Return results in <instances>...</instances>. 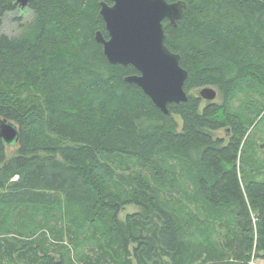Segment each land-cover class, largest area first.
Returning a JSON list of instances; mask_svg holds the SVG:
<instances>
[{
  "label": "trees",
  "instance_id": "16d2710c",
  "mask_svg": "<svg viewBox=\"0 0 264 264\" xmlns=\"http://www.w3.org/2000/svg\"><path fill=\"white\" fill-rule=\"evenodd\" d=\"M102 1L112 4L29 0L33 19L11 37L1 28L19 2L0 0V119L19 130L12 157L0 138V264L264 259V181L255 159L241 157L264 111V0H167L187 3L177 26L165 21L164 29L189 73L188 100L169 104V114L125 82L138 74L133 66L110 64L96 42L98 31L108 39ZM205 87L216 88L222 103L202 110V98L189 92ZM257 93L246 113L232 110L239 95ZM172 162L192 193L176 189ZM130 205L140 212L121 221ZM192 208L205 210L212 236H188ZM55 221L61 228L52 234L67 227L77 260L56 244L26 239L28 229Z\"/></svg>",
  "mask_w": 264,
  "mask_h": 264
},
{
  "label": "water",
  "instance_id": "95a60500",
  "mask_svg": "<svg viewBox=\"0 0 264 264\" xmlns=\"http://www.w3.org/2000/svg\"><path fill=\"white\" fill-rule=\"evenodd\" d=\"M109 1L112 4L100 3V16L108 39L98 31L96 42L103 46L110 64L133 66L138 74L126 76L125 82L140 87L156 108L169 114V104L188 100L184 86L189 73L181 66V55L166 46L164 22L168 21L176 27L187 3H169L167 0ZM22 2L25 5L29 0ZM217 94L212 87H205L200 92L201 98L208 101L215 100ZM0 138L7 146L17 144L18 127L11 121L0 119Z\"/></svg>",
  "mask_w": 264,
  "mask_h": 264
},
{
  "label": "rangeland",
  "instance_id": "374dc122",
  "mask_svg": "<svg viewBox=\"0 0 264 264\" xmlns=\"http://www.w3.org/2000/svg\"><path fill=\"white\" fill-rule=\"evenodd\" d=\"M23 0H20V2L18 3L19 8L12 13L11 15L7 16L4 18L3 20V25L1 28V33L6 34L8 36L14 37L17 36L21 33V27L20 24L25 23V22H29L30 20L33 19V13L30 10L29 7V3L23 5ZM203 88H199V89H192L189 94L193 95V96H197V97H201L200 92ZM215 90H217L216 88H214ZM218 92V90H217ZM248 100L250 101H254V102H258V93L257 95L255 94H251L250 96H244L243 94L239 95L233 104L232 110L235 112H239L240 114L246 113L244 112L246 110V104L248 103ZM208 103H222L221 100V96L220 93L218 92L217 97L215 100L213 101H208L204 98H202V105L201 108L203 110V108L208 104ZM264 103H259L258 105H262ZM256 108V107H254ZM257 109V108H256ZM256 111V110H255ZM177 119V121L180 123L181 126V121L179 119V117H175ZM253 119V118H252ZM255 127L252 126L249 128L248 133H247V138L245 140V144L243 147V152H242V163H245L246 161L250 160L251 158H253V163H254V159H255V166L254 169V173L256 174V179L259 181H264V147L262 148V145L264 144V111L263 114L261 115V117L255 122ZM220 135L222 136V138L225 137V132L221 131ZM18 149V144L15 145H10L7 147V156L8 157H12L16 154ZM240 165V163H239ZM243 165V164H242ZM244 166V169H246V166ZM169 168L171 172H174L177 174V184L175 185L176 189H180L181 192H193V186L191 183H187L185 179H183L182 177V169L179 166L178 163L172 162L171 165H169ZM188 184V186H187ZM178 192V191H177ZM173 196H176V192L173 191L172 192ZM179 198V193L176 196V199ZM175 208L177 211H180V206L178 205V203L175 201ZM193 214H189L187 213V217L185 219V224H187L189 226L187 233L188 236L190 235V233H194L195 236L197 235H201L202 239H204L205 237H207L206 235L210 236L211 235V226H209V223H206V221L208 220H204L203 216L205 215V210L202 209L201 212H197L195 208H192ZM66 212V208L63 210V213L65 214ZM136 212H140V209L130 205L127 207L126 211L124 213H121L119 215V219L121 221H124V218L126 216V214H133ZM200 214L199 217L194 215V214ZM66 215V214H65ZM67 217V216H66ZM230 220L231 217L230 215L228 216L227 220ZM38 220V219H37ZM223 220V218H222ZM205 222L204 223H202ZM39 222V221H38ZM209 222V221H208ZM56 223V221H55ZM202 223V224H201ZM211 223H213L211 221ZM48 226L50 224H47ZM51 226V225H50ZM56 227L57 228H61L60 224H53L51 226V229L47 228V226H42L39 228H35V226H33V228H30L26 231V239L29 241H37L38 243H51V244H56L57 246H60L63 251H65L67 254H70V256H72L73 261L77 260L76 258V248L74 245L77 246L76 242L71 243L69 236L66 235V230L67 227L58 229L60 230L62 233L64 232V234L62 236H58V238L55 236V233L52 234V230H54L53 228ZM60 232V235L62 234ZM12 235H10L11 237ZM191 236V235H190ZM212 236V235H211ZM192 237V236H191ZM193 238V237H192ZM209 238V237H208ZM66 254V255H67ZM55 257H60L61 254H53ZM250 264H264V259H254L251 260Z\"/></svg>",
  "mask_w": 264,
  "mask_h": 264
},
{
  "label": "flooded vegetation",
  "instance_id": "af4514ba",
  "mask_svg": "<svg viewBox=\"0 0 264 264\" xmlns=\"http://www.w3.org/2000/svg\"><path fill=\"white\" fill-rule=\"evenodd\" d=\"M264 145V144H263Z\"/></svg>",
  "mask_w": 264,
  "mask_h": 264
}]
</instances>
